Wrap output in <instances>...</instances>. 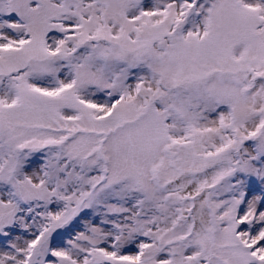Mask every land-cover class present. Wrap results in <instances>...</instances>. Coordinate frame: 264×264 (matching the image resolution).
Wrapping results in <instances>:
<instances>
[{"label": "snow or ice", "instance_id": "1", "mask_svg": "<svg viewBox=\"0 0 264 264\" xmlns=\"http://www.w3.org/2000/svg\"><path fill=\"white\" fill-rule=\"evenodd\" d=\"M0 264H264V0H0Z\"/></svg>", "mask_w": 264, "mask_h": 264}]
</instances>
